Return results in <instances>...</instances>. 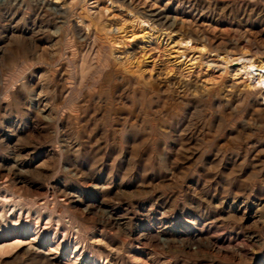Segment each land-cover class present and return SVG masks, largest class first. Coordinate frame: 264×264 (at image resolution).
Instances as JSON below:
<instances>
[{"label":"rangeland","instance_id":"374dc122","mask_svg":"<svg viewBox=\"0 0 264 264\" xmlns=\"http://www.w3.org/2000/svg\"><path fill=\"white\" fill-rule=\"evenodd\" d=\"M242 55L264 0H0V264H264Z\"/></svg>","mask_w":264,"mask_h":264},{"label":"bare ground","instance_id":"6f19581e","mask_svg":"<svg viewBox=\"0 0 264 264\" xmlns=\"http://www.w3.org/2000/svg\"><path fill=\"white\" fill-rule=\"evenodd\" d=\"M140 23L143 25L146 24L143 21ZM185 43L188 44L190 42L186 41ZM222 60L225 63H232L233 61L237 62L238 66L240 67L238 69V73L245 75L249 79V81H250L249 86L254 87L255 85L261 86L264 84V61H254L249 56H244V55L239 56L237 58L224 57V58H222ZM10 218L13 219L12 216ZM25 235H26L25 231L20 230L19 233H17V236L14 237V239H12L13 241L12 240L0 241V253H4L5 251L12 249L15 246L22 244L25 240L24 239ZM2 236L3 235L0 234V239L2 238ZM36 236H37V234H34L33 237H36ZM36 241H37L36 238L31 239L30 245L33 246V243H36ZM75 252H76V250H75Z\"/></svg>","mask_w":264,"mask_h":264}]
</instances>
